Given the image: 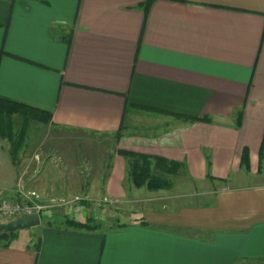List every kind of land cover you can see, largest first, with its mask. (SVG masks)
Here are the masks:
<instances>
[{
  "label": "crops",
  "instance_id": "obj_1",
  "mask_svg": "<svg viewBox=\"0 0 264 264\" xmlns=\"http://www.w3.org/2000/svg\"><path fill=\"white\" fill-rule=\"evenodd\" d=\"M147 1L0 0V97L51 112V128L114 137L115 152L181 163L171 182L200 190L136 189L116 153L85 192L121 210L89 197L68 220L119 225L18 231L0 264H264V0ZM5 156L0 197L81 190ZM126 203L138 213L122 224Z\"/></svg>",
  "mask_w": 264,
  "mask_h": 264
},
{
  "label": "rangeland",
  "instance_id": "obj_2",
  "mask_svg": "<svg viewBox=\"0 0 264 264\" xmlns=\"http://www.w3.org/2000/svg\"><path fill=\"white\" fill-rule=\"evenodd\" d=\"M21 123V118L15 117V136H17L20 131ZM10 144L11 143H9L8 140L0 138V160L6 158L5 153L7 151L10 152ZM114 144V137L106 139L104 137L90 134H79L66 129L51 128L33 121L29 122L24 145L18 152L15 162L19 163L22 159L33 160L34 169H32L31 172L34 173L35 168H37V180H39L38 178L40 176L50 173V175H55L57 176L56 178H59L60 180L63 176L66 179L69 178V182L81 186V190L78 189L75 192L66 194H54L49 196L38 193L39 202L51 207L46 209L44 216H41L40 224L44 223L54 227L68 226L69 224L66 223V220L71 218V216L75 217L79 213L75 215L74 213H68L67 206L62 203V200L71 201L76 197L87 201L89 200V197H94L95 201L92 203L97 211L100 208H107L111 213L121 210L119 209L121 207H118L119 205L117 206V204L115 205L112 200V202H110V199L107 198L103 192H100L97 195H89V197L85 192V187L93 181L92 179H95L101 185L104 184L113 166V158L116 154ZM62 154L70 156L74 162L61 163V161H59V156H63ZM35 156H37L39 160L36 161ZM6 170V165L3 163V165L0 166V181L6 179ZM128 180L131 183L129 178ZM172 185L173 187L170 190V193L188 191V193L191 194L196 190L199 191L201 186L200 184L191 185L184 177L173 178ZM197 199L198 197L193 194L187 200ZM103 200H106L107 202H101ZM99 202L101 203L98 204ZM138 207L139 205L135 203L127 204L122 207L125 209L127 216L121 220V223L123 224L128 221L130 214L132 216L133 213H138ZM93 222L95 223H93L95 226L94 230L98 231H105L119 225V223H117L111 216H105L103 220H98L97 222L95 220ZM33 242H35V240Z\"/></svg>",
  "mask_w": 264,
  "mask_h": 264
},
{
  "label": "trees",
  "instance_id": "obj_3",
  "mask_svg": "<svg viewBox=\"0 0 264 264\" xmlns=\"http://www.w3.org/2000/svg\"><path fill=\"white\" fill-rule=\"evenodd\" d=\"M151 1L152 0L147 1L145 9H148ZM15 117H20L22 120L20 131L17 136L14 134ZM186 119L189 122L199 120L206 121V119L197 118ZM51 120L52 114L49 111L41 110L24 103L0 97V138L8 140L9 143H11L9 155L13 164H16L15 161L17 159L18 152L24 145L29 122L33 121L46 126L51 124ZM116 153L125 160L127 176L133 187L136 189L145 188L148 192L170 189L172 186L170 177L178 175L180 169L182 168L181 163L169 161L157 156H150L125 150H118ZM243 161H245V156ZM207 177L212 180L209 175H207ZM66 223L77 228H84L88 230L95 229V223L89 220L84 223H75L71 220H66ZM15 237L16 232H1L0 247H7Z\"/></svg>",
  "mask_w": 264,
  "mask_h": 264
},
{
  "label": "built area",
  "instance_id": "obj_4",
  "mask_svg": "<svg viewBox=\"0 0 264 264\" xmlns=\"http://www.w3.org/2000/svg\"><path fill=\"white\" fill-rule=\"evenodd\" d=\"M35 159L36 161L39 160L37 156H35ZM38 199L39 195L35 191H19L15 197H0V224L29 215H37L41 220V216L45 215L46 209L51 207L41 204ZM81 201V198L76 197L71 201L62 200V203L67 206L68 213L77 214L80 211L78 207H75V204ZM105 201L101 202L104 203Z\"/></svg>",
  "mask_w": 264,
  "mask_h": 264
},
{
  "label": "water",
  "instance_id": "obj_5",
  "mask_svg": "<svg viewBox=\"0 0 264 264\" xmlns=\"http://www.w3.org/2000/svg\"><path fill=\"white\" fill-rule=\"evenodd\" d=\"M40 218L37 215H29L19 219L0 224V233H14L27 230L40 225Z\"/></svg>",
  "mask_w": 264,
  "mask_h": 264
}]
</instances>
